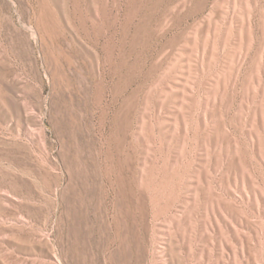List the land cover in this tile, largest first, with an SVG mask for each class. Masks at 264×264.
<instances>
[{"label":"rangeland","instance_id":"374dc122","mask_svg":"<svg viewBox=\"0 0 264 264\" xmlns=\"http://www.w3.org/2000/svg\"><path fill=\"white\" fill-rule=\"evenodd\" d=\"M0 264H264V0H0Z\"/></svg>","mask_w":264,"mask_h":264}]
</instances>
